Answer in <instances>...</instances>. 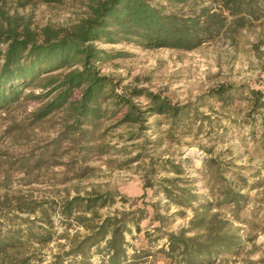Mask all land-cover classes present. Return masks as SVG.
<instances>
[{"label": "rangeland", "instance_id": "obj_1", "mask_svg": "<svg viewBox=\"0 0 264 264\" xmlns=\"http://www.w3.org/2000/svg\"><path fill=\"white\" fill-rule=\"evenodd\" d=\"M157 1L173 12L189 13L195 7V0ZM197 1L210 5V0ZM88 7V0H0V12L23 18L38 32L46 26L70 27L89 14ZM93 43L111 56L117 54L95 62L94 68L113 80L118 93L144 90L173 104L189 105L197 116L188 125L180 124L177 133L163 118L149 117L142 137L129 141L124 138L127 126L110 129L113 122L74 125L63 111L35 119L36 110L52 95L11 102L0 110L1 230L5 226L29 225L34 232L43 228L51 239L20 252L37 254L43 257L41 264H50L57 256L71 258L65 253L73 243L90 235L85 224L115 216L123 219L127 229L128 262L135 254L137 264H180L179 258L165 254L168 235L185 231L186 237L194 236L198 230L191 231L190 223L199 204L176 206L166 199L160 184L175 179L176 186L195 194L198 203L210 201L212 174L207 163L214 161L224 179L219 183L247 197L241 202L238 221L229 207L212 206L208 212L219 213L242 237L241 249L215 264H264V109L249 116L247 102L249 91H264V18L235 33H222L192 51L147 49L123 41ZM5 47L0 43V51ZM221 87L234 92L219 98ZM48 90L28 86L22 97L29 93L41 97ZM132 101L146 104L143 98ZM101 146L107 150L103 155L97 153ZM167 160L178 164L181 174L161 165ZM151 167L155 172L148 174ZM96 195L111 196L113 201L95 208L97 218L92 222L82 225L74 216L65 220L60 215L65 200ZM17 204L26 205L24 210L31 205L51 206V223L42 221L39 211H16ZM80 214L92 219L89 212L76 215ZM103 245L100 242L99 250L92 249V264L107 263L99 253Z\"/></svg>", "mask_w": 264, "mask_h": 264}, {"label": "trees", "instance_id": "obj_2", "mask_svg": "<svg viewBox=\"0 0 264 264\" xmlns=\"http://www.w3.org/2000/svg\"><path fill=\"white\" fill-rule=\"evenodd\" d=\"M88 1L89 14L84 19L67 28L46 26L39 32L23 18L0 12V43L6 45L4 51H0V110L21 99H40L52 95L36 110L35 119L63 111L73 119L74 125L113 122L110 129L127 126L124 138L133 141L142 137L147 119L158 116L171 125L170 131L174 129L177 133V127L192 121L197 113H191L189 105L173 104L160 95L144 90L118 93L113 80L100 75L94 68L95 62L106 61L117 54L111 56L97 49L93 42L123 41L147 49L192 51L222 33H235L247 24L264 18V0H210L209 6L200 5L195 0V7L189 13L168 11L157 0ZM166 1L173 4L185 0ZM72 66L76 68L69 70ZM63 69L67 72L60 71ZM57 71L60 72L55 73ZM28 86L49 90L41 97H34L30 93L22 97L23 90ZM233 92V89L221 87L216 96L222 98ZM132 98H143L146 104L137 105ZM247 102L249 116L254 111L264 109V91H249ZM261 129L264 134V119ZM106 152L103 146L97 151L99 155ZM161 165L176 175L182 172L181 167L172 161H163ZM207 168L212 174L210 201L198 203L195 194L176 186L175 179H167L160 184L166 199L176 206L190 208L193 203L199 204L193 209L195 214L190 223V230L198 232L192 237H186L185 231L168 235L165 254L176 260L179 258L180 264H215L242 247L239 229L219 213L208 212L213 210L212 206L229 207L231 216L238 221V213L243 207L241 202H245L247 197L219 183L224 179L214 161L208 162ZM154 172L152 168L148 174ZM112 201L113 198L107 195L74 197L62 202L59 213L65 220L74 216L75 221L84 225L97 218L95 208L109 205ZM24 208L27 206L17 204L14 207L22 212ZM53 210L51 206L44 208L38 204L29 206L24 212L39 211L42 221L50 224ZM81 212L91 213L92 219L76 215ZM84 226L90 235L73 243L65 253V257L71 258L57 256L50 264H92L91 251L99 250L97 246L100 242L104 245L99 253L108 259L106 264H137L135 254L131 258L133 260L128 262L124 238L127 229L123 219L106 217L100 223L92 222ZM36 229L37 232H34L29 225L24 229L21 226H5L4 231L0 228V264H41L42 256L20 252L51 239L48 232H42L43 228Z\"/></svg>", "mask_w": 264, "mask_h": 264}]
</instances>
